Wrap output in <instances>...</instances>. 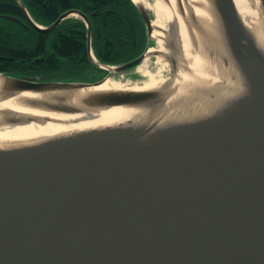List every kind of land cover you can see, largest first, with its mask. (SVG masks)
<instances>
[{
  "label": "water",
  "instance_id": "obj_1",
  "mask_svg": "<svg viewBox=\"0 0 264 264\" xmlns=\"http://www.w3.org/2000/svg\"><path fill=\"white\" fill-rule=\"evenodd\" d=\"M17 1L27 23L12 15L4 18L39 31H52L67 18L82 19L91 59L109 73L101 80L82 82L40 81L0 71L5 78L2 89L9 96L22 92L74 96L128 73L158 44L151 11L134 0L152 43L140 56L121 64L97 59L93 27L82 11L68 10L46 26L36 22L23 0ZM176 1L190 34L197 31L211 58L247 78L253 98L236 111L225 109L226 114L179 124L172 143L158 149L128 155L105 150L113 143H127L132 132H149L155 120L135 131H110L97 143L89 144L91 136L74 139L80 147L71 151L0 157V264H264V56L234 0H209L224 47L217 41L211 47L208 41L214 36L188 0ZM171 49L174 55L173 43ZM170 60L171 77L178 64L176 56ZM169 94L166 85L88 92L77 103L31 102L66 113L113 106L155 109ZM35 119L16 116L12 122ZM242 124L249 125L241 128Z\"/></svg>",
  "mask_w": 264,
  "mask_h": 264
},
{
  "label": "bare ground",
  "instance_id": "obj_2",
  "mask_svg": "<svg viewBox=\"0 0 264 264\" xmlns=\"http://www.w3.org/2000/svg\"><path fill=\"white\" fill-rule=\"evenodd\" d=\"M141 8L151 9L153 36L157 39V48L150 49L146 59L137 68L141 81H135V72L124 73L107 78L102 84L82 89L72 96L62 92L34 93L22 92L9 96L2 89L5 79L0 75V157L11 158L30 154L39 150L66 152L78 149L74 139L91 136L90 142L97 143L110 131H132L145 127L151 121L152 130L135 135L125 143L110 144L106 151L119 155H128L137 151L158 149L160 145L172 143L170 137L185 121L226 114V110L236 111L254 96L250 84L236 68L226 67L222 62L211 58L205 50L204 39L200 34L190 31L178 12L176 0H134ZM238 14L253 37L258 49L264 56V0H234ZM186 5V3H185ZM188 5L214 36L208 43H220L226 46L224 36L219 33L218 19L209 0H188ZM188 11V7L186 8ZM165 22L169 27H165ZM211 35V36H212ZM198 37V38H197ZM216 38V39H215ZM199 39V41H197ZM172 43L177 51L173 55ZM157 57L152 65V57ZM176 56L177 69L170 77L164 74L168 65L172 72L170 58ZM255 67H257L254 64ZM133 68V69H135ZM132 69V70H133ZM167 85L170 94L164 104L155 109L135 106H113L88 109L84 112L66 113L35 106L32 100H64L77 103L88 92L110 90H152ZM220 109L218 110V107ZM224 108V110H222ZM226 109V110H225ZM222 110V111H220ZM220 111V112H219ZM162 113L160 119H157ZM16 116L36 118L28 123H14ZM219 117V116H217ZM249 124H242L246 127ZM134 134V135H133Z\"/></svg>",
  "mask_w": 264,
  "mask_h": 264
},
{
  "label": "trees",
  "instance_id": "obj_3",
  "mask_svg": "<svg viewBox=\"0 0 264 264\" xmlns=\"http://www.w3.org/2000/svg\"><path fill=\"white\" fill-rule=\"evenodd\" d=\"M36 22L51 25L62 13L77 9L93 27V50L105 64H121L146 51L149 43L142 14L132 0H23ZM12 15L27 23L17 0H0V71L40 81L95 82L109 73L90 57L87 25L78 18L62 21L54 30L4 18Z\"/></svg>",
  "mask_w": 264,
  "mask_h": 264
},
{
  "label": "rangeland",
  "instance_id": "obj_4",
  "mask_svg": "<svg viewBox=\"0 0 264 264\" xmlns=\"http://www.w3.org/2000/svg\"><path fill=\"white\" fill-rule=\"evenodd\" d=\"M149 10L151 11V9H149ZM151 13H152L153 19H155V16H154L153 11H151ZM164 26H165V27H169V23L165 22V25H164ZM195 33L198 34V32L194 30V36H195ZM197 38H198V37H197ZM197 41H199V39H197ZM153 48H157V45L154 46ZM152 58H153V59H152V61H153V62H152V65H153V66H156V65L159 66L160 64H156V59H157V57H152ZM140 65H142V64H140ZM140 65H139V66H140ZM139 66H138V67H139ZM157 66H156V67H157ZM138 67H137V68H138ZM137 68L131 70V72H135V73H136ZM164 74H165V75H168V76L170 75V70H169L168 65L165 66ZM105 76H106V75H105ZM105 76H104V77H105ZM104 77H103V78H104ZM103 78H102V79H103ZM133 79H134L135 81H137V80H138V81H141V80H142V77H141L138 73H136L135 76H133ZM100 80H101V79H100ZM97 81H98V80H97Z\"/></svg>",
  "mask_w": 264,
  "mask_h": 264
},
{
  "label": "flooded vegetation",
  "instance_id": "obj_5",
  "mask_svg": "<svg viewBox=\"0 0 264 264\" xmlns=\"http://www.w3.org/2000/svg\"><path fill=\"white\" fill-rule=\"evenodd\" d=\"M132 70V69H131Z\"/></svg>",
  "mask_w": 264,
  "mask_h": 264
}]
</instances>
